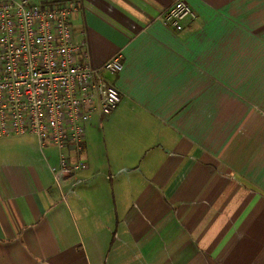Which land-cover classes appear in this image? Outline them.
Masks as SVG:
<instances>
[{"label":"crops","instance_id":"crops-1","mask_svg":"<svg viewBox=\"0 0 264 264\" xmlns=\"http://www.w3.org/2000/svg\"><path fill=\"white\" fill-rule=\"evenodd\" d=\"M72 1L120 101L58 183L36 138L0 139V264H264V0H185L179 29L175 0Z\"/></svg>","mask_w":264,"mask_h":264},{"label":"built area","instance_id":"built-area-1","mask_svg":"<svg viewBox=\"0 0 264 264\" xmlns=\"http://www.w3.org/2000/svg\"><path fill=\"white\" fill-rule=\"evenodd\" d=\"M77 8L72 0L0 1V139L32 135L41 147L54 145L58 164L50 171L57 183L62 174L87 167L76 155L85 125L120 101L106 75L122 70L121 56L90 63L85 31L72 26ZM156 18L179 29L196 14L185 0H175Z\"/></svg>","mask_w":264,"mask_h":264},{"label":"rangeland","instance_id":"rangeland-1","mask_svg":"<svg viewBox=\"0 0 264 264\" xmlns=\"http://www.w3.org/2000/svg\"><path fill=\"white\" fill-rule=\"evenodd\" d=\"M95 132V131H94ZM95 134V133H94ZM11 138H36L32 135H23L21 137H11ZM90 138V137H89ZM1 142V141H0ZM43 151L49 156V157H57L58 155V151H57V148L50 144V143H47L44 147H43Z\"/></svg>","mask_w":264,"mask_h":264}]
</instances>
